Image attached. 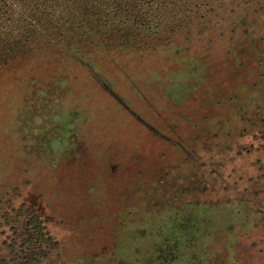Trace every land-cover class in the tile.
<instances>
[{"label":"rangeland","instance_id":"374dc122","mask_svg":"<svg viewBox=\"0 0 264 264\" xmlns=\"http://www.w3.org/2000/svg\"><path fill=\"white\" fill-rule=\"evenodd\" d=\"M218 3L122 45L48 31L1 67L0 264H232L263 218L264 0Z\"/></svg>","mask_w":264,"mask_h":264},{"label":"trees","instance_id":"16d2710c","mask_svg":"<svg viewBox=\"0 0 264 264\" xmlns=\"http://www.w3.org/2000/svg\"><path fill=\"white\" fill-rule=\"evenodd\" d=\"M206 1L0 0V69L44 43L50 36L48 31L64 40L88 41L94 48L101 47L100 42L111 44L115 40L122 45L194 25L193 19L202 17ZM225 1L233 10L232 5L243 9L255 0H219L218 5L224 6Z\"/></svg>","mask_w":264,"mask_h":264},{"label":"flooded vegetation","instance_id":"af4514ba","mask_svg":"<svg viewBox=\"0 0 264 264\" xmlns=\"http://www.w3.org/2000/svg\"><path fill=\"white\" fill-rule=\"evenodd\" d=\"M225 177V176H224ZM218 204H214L216 207H227L229 203L223 199L221 201L217 202ZM264 201L261 200L260 204L258 205V210L262 213V217L264 218ZM231 210V209H230ZM234 212L233 210H231ZM234 217V216H233ZM257 219L256 221H252L248 226V230L246 232H241L239 235H236L233 237L232 241H230L227 244V255H231L234 258L235 253H237V258H235L232 262V264H247L250 260V258L245 256L246 251L249 252L248 255L251 253L253 255H256L258 250L263 248L264 246V236H255L252 237L253 232L257 233L256 230H258L259 234H262L264 232V229L260 230L261 228H264V219ZM241 235H252V238H243ZM243 257V258H242Z\"/></svg>","mask_w":264,"mask_h":264}]
</instances>
